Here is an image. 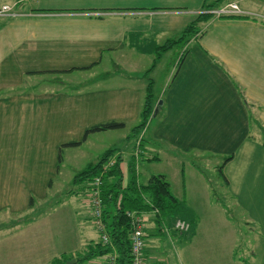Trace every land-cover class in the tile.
<instances>
[{"label":"crops","instance_id":"obj_1","mask_svg":"<svg viewBox=\"0 0 264 264\" xmlns=\"http://www.w3.org/2000/svg\"><path fill=\"white\" fill-rule=\"evenodd\" d=\"M205 1L18 0L14 15L0 17V264L77 259L100 240L84 183L66 194L61 218L41 220L35 207L48 203L61 167L92 157L83 147L96 133L65 147L61 162L60 146L99 123H126L119 149L127 182L136 139L128 130L141 122L150 81L156 111L140 133L144 159L164 163L157 174L196 223L181 234L171 218L163 227L149 222V264H264V0H232L249 17L212 16L185 44L157 55ZM40 119L52 131L48 144L29 141L40 137ZM221 166L228 183L210 175ZM41 167L49 170L42 179ZM218 186L234 206L215 199ZM50 220L65 232L59 247L48 241ZM165 234L176 235L175 254Z\"/></svg>","mask_w":264,"mask_h":264},{"label":"trees","instance_id":"obj_2","mask_svg":"<svg viewBox=\"0 0 264 264\" xmlns=\"http://www.w3.org/2000/svg\"><path fill=\"white\" fill-rule=\"evenodd\" d=\"M230 1L232 0H206L203 5V10L207 11L200 12L196 20L187 25L179 37L168 39L164 44L159 45L157 47V55L160 56L162 53L169 51L180 43L185 44L193 35L201 32L200 24L202 22L214 16L210 10L220 8ZM224 17H249V15L237 14ZM152 85V81H150L142 110L141 122L132 129L129 136V138L134 136L136 139L132 150V157L129 162H127V182H125V171L122 165L124 159L119 147L106 150L96 164L76 173L74 176L73 182L75 184L84 183L88 188V190L86 188V195L88 194L92 180L98 176L102 178L101 196L103 200V220L106 232L110 237L109 243H104L101 240L90 242L83 256L76 257L78 262H86L98 256L116 252L119 264H132L130 240L132 220L130 213L134 212L140 214L143 212H155V216L152 219H155L159 225H162L168 222L172 214L178 213L182 207H185L182 201L174 194L171 183L164 174H153L146 182H142L141 180L138 166L140 161L144 159L145 154L143 149L144 139L141 137L140 133L142 134L145 130L148 122L151 117L155 115L156 111L153 103L154 94ZM125 127V122L109 121L88 128L82 141L67 142L60 146L59 161L62 158L63 149L65 147L81 145L90 134L100 131L118 130ZM137 147L141 150L139 154L134 152V150L138 149ZM114 158L116 162L110 165L109 162ZM223 168L224 167L221 166L219 172L228 183L229 180ZM59 169L60 167L58 166L57 170ZM90 215L92 216L91 211ZM178 218L185 219L183 216H179ZM176 220H173L174 224ZM185 220L190 222L188 219ZM72 258V255L68 256V254H62L61 256L55 257L49 264H64L67 260Z\"/></svg>","mask_w":264,"mask_h":264},{"label":"rangeland","instance_id":"obj_3","mask_svg":"<svg viewBox=\"0 0 264 264\" xmlns=\"http://www.w3.org/2000/svg\"><path fill=\"white\" fill-rule=\"evenodd\" d=\"M0 1L1 2L8 1L9 3L13 4L14 2H16L18 0H0ZM230 2H232V1H230ZM230 2H227L224 5H226ZM239 7H240V4H239ZM204 11H207V10H201V11H199V13L204 12ZM247 15H249V13ZM151 119H152V117H151ZM40 120H42V119H40ZM34 121H37V120H34ZM47 121H48L47 119L42 120L43 125L41 123L40 137L35 136V137L31 138V140H29L30 142H33V143L39 142L40 144L50 143V139L52 138V136H51L52 131L47 126V124H46ZM29 125L31 126V124H29ZM34 129L36 130V127H34ZM126 130H128V129H126ZM128 131L130 133L132 132V130H128ZM109 132H111V133H108L106 131H100V132L90 136L89 142H87V144L85 143L86 145H84L83 149L92 153V157L87 156L83 160V164L81 166H71L70 165L71 161H68L67 162L68 164L66 166L61 167V170H59L60 174L56 175V181L57 182L54 184L52 189L47 188V190L49 189L50 194H49V198H46L45 200L48 201V203H39L35 207L36 213H38V215L40 214L41 220L45 217V215H49V218H54V217L61 218L62 217V215H60V214H62V212L69 209L68 205H65L63 203L65 202V200L67 198L66 194L71 193L72 188H74V186L76 185L73 182L75 174L86 169V168H88L89 167L88 165H90L94 161H95L94 163H97L99 161V159L101 158V156L103 155V153L105 151L104 149L107 145L112 144V146H114V147H123V145L125 143V129L123 128V129H118V130H111ZM98 145H99V148L102 147L100 150L99 149L96 150ZM51 146H52V144L49 145V147H51ZM125 151H126V149H125ZM124 162H125V160H124ZM138 167L140 170V176H141L142 182H146L150 178L151 175L157 174V173H162V171L164 169H166V166L164 165V163L160 164L156 160H146V159L141 160ZM219 171H220V169L219 170H216V169L213 170L212 168H210V175L214 179V181L222 184L224 178L221 176ZM48 173H49L48 168L41 167L40 168V179H42L43 176H45ZM58 181H60V182H58ZM43 185H44L43 183L39 182L37 184V190L35 192L41 193ZM173 185H174V188L177 190L178 189L177 188L178 183L174 182ZM216 189H217V191L215 194V199L217 201H221V202L225 203V205H228L229 207H232L235 205L234 201L231 198H229L228 196L226 197L225 188L218 186V187H216ZM38 201L39 200H37V202ZM182 203L185 205V207L184 208L182 207V209L178 213L172 214L170 218L175 221L179 216H183L185 219H188V220L193 219L191 221H193V223H196V216H191L192 218H190V216L188 215L189 207H187L185 202H182ZM81 207L84 208L85 206L81 205ZM49 224L52 225V228L49 229V232H48L50 234L48 241L51 244H57V246L59 247L60 244H64V241L66 239L65 232L63 230L57 229V221L50 220ZM50 227L51 226H49V228ZM41 232L42 231L37 229V233H39V235ZM93 235H94V237H97L98 233H96V231H94ZM163 242H164L165 250L168 251L169 253L175 254V249H176L175 247H176V244L178 243V239L176 238V235L174 236V239H171L169 234H165V236L163 237ZM77 251H78V254L76 257H82L84 252L87 251V249L80 248ZM174 254H173V257H174ZM68 256H71V255L68 254ZM173 257H171V258L173 259ZM51 262H52V260H51ZM80 262H82V261H79L77 264H81Z\"/></svg>","mask_w":264,"mask_h":264},{"label":"built area","instance_id":"obj_4","mask_svg":"<svg viewBox=\"0 0 264 264\" xmlns=\"http://www.w3.org/2000/svg\"><path fill=\"white\" fill-rule=\"evenodd\" d=\"M211 13L214 14L215 17L220 18L224 16H232V15H247L248 13L243 11L239 4L235 1H232L224 6H221L217 9L210 10ZM14 15V5L8 4H0V17ZM139 142V141H138ZM139 145V143H138ZM138 148V147H137ZM136 148V149H137ZM140 149L134 150L135 153L139 154ZM116 159H111L109 162L110 165L114 164ZM102 178L96 177L92 180L90 184V189L88 191L85 204L91 211L92 214V222L94 227L99 231L100 240L104 243L110 242V237L106 232L105 223L103 220V200L101 196V185ZM132 220V230L130 233L131 240V261L132 264H149V257L147 255V246H148V224L151 222L153 217L155 216V212H143L140 214L130 213ZM175 230L179 233L188 232L191 228V224L189 221L178 218L174 224ZM93 261H97L98 264H119L118 255L116 252L101 255L93 259Z\"/></svg>","mask_w":264,"mask_h":264},{"label":"water","instance_id":"obj_5","mask_svg":"<svg viewBox=\"0 0 264 264\" xmlns=\"http://www.w3.org/2000/svg\"><path fill=\"white\" fill-rule=\"evenodd\" d=\"M65 264H77V259L72 258V259H70V260H67V261L65 262Z\"/></svg>","mask_w":264,"mask_h":264}]
</instances>
